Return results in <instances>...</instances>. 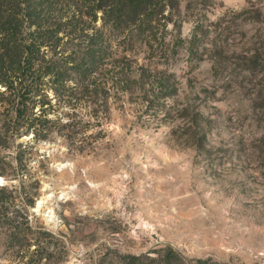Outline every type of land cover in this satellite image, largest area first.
<instances>
[{
	"label": "rangeland",
	"instance_id": "374dc122",
	"mask_svg": "<svg viewBox=\"0 0 264 264\" xmlns=\"http://www.w3.org/2000/svg\"><path fill=\"white\" fill-rule=\"evenodd\" d=\"M157 25L120 43L128 87L0 148V264H264V0Z\"/></svg>",
	"mask_w": 264,
	"mask_h": 264
},
{
	"label": "trees",
	"instance_id": "16d2710c",
	"mask_svg": "<svg viewBox=\"0 0 264 264\" xmlns=\"http://www.w3.org/2000/svg\"><path fill=\"white\" fill-rule=\"evenodd\" d=\"M165 1L0 0V148L60 107L94 111L111 86L128 87L131 53L120 43L157 38Z\"/></svg>",
	"mask_w": 264,
	"mask_h": 264
}]
</instances>
